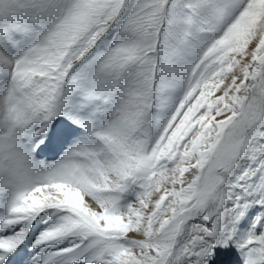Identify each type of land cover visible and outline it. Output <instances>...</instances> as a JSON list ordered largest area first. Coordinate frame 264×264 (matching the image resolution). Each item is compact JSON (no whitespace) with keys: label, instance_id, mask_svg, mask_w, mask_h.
I'll return each mask as SVG.
<instances>
[{"label":"snow or ice","instance_id":"obj_1","mask_svg":"<svg viewBox=\"0 0 264 264\" xmlns=\"http://www.w3.org/2000/svg\"><path fill=\"white\" fill-rule=\"evenodd\" d=\"M0 264H264V0H0Z\"/></svg>","mask_w":264,"mask_h":264}]
</instances>
